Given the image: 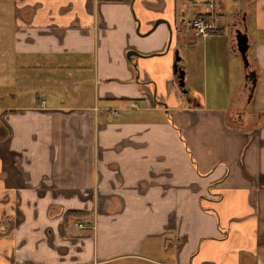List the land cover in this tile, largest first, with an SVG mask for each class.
Segmentation results:
<instances>
[{"label": "crops", "instance_id": "crops-1", "mask_svg": "<svg viewBox=\"0 0 264 264\" xmlns=\"http://www.w3.org/2000/svg\"><path fill=\"white\" fill-rule=\"evenodd\" d=\"M208 1L0 0V264H264V0Z\"/></svg>", "mask_w": 264, "mask_h": 264}, {"label": "built area", "instance_id": "built-area-1", "mask_svg": "<svg viewBox=\"0 0 264 264\" xmlns=\"http://www.w3.org/2000/svg\"><path fill=\"white\" fill-rule=\"evenodd\" d=\"M213 1H208L207 2V7L212 10L213 9ZM212 14V13H211ZM209 16L207 13L206 14H194L193 16H191L190 18L187 19L186 21V26L188 27V29L192 32V34L194 35V37L197 38H202L205 37L206 35L209 34V29H212L214 26L211 22V17L209 16V18L207 17ZM130 106H135V102H131L129 104ZM129 105L125 104L122 107H129ZM112 113H116L117 112V108H112L111 109Z\"/></svg>", "mask_w": 264, "mask_h": 264}, {"label": "water", "instance_id": "water-1", "mask_svg": "<svg viewBox=\"0 0 264 264\" xmlns=\"http://www.w3.org/2000/svg\"><path fill=\"white\" fill-rule=\"evenodd\" d=\"M235 41H236V46H237V50L239 52V55L241 57L242 63L243 65L246 67L247 66V58H246V47H247V42H246V34L242 31H240L239 29H235ZM129 52H127L128 54ZM178 55L176 53L175 55V60L178 59ZM173 69L174 71H176V75H177V81L179 84H182V69L179 68L176 63H173ZM246 78H249L251 85H250V90L253 87L254 81H255V72L252 69H248L245 75Z\"/></svg>", "mask_w": 264, "mask_h": 264}, {"label": "rangeland", "instance_id": "rangeland-1", "mask_svg": "<svg viewBox=\"0 0 264 264\" xmlns=\"http://www.w3.org/2000/svg\"><path fill=\"white\" fill-rule=\"evenodd\" d=\"M183 82V80H182ZM264 103V97H262L261 99H257L254 100V101H251V103L249 104L250 108L253 107V106H257V107H261V104ZM121 111H119L118 113H120ZM172 113V112H171ZM112 120H115L116 117L115 116H112L111 117Z\"/></svg>", "mask_w": 264, "mask_h": 264}, {"label": "flooded vegetation", "instance_id": "flooded-vegetation-1", "mask_svg": "<svg viewBox=\"0 0 264 264\" xmlns=\"http://www.w3.org/2000/svg\"><path fill=\"white\" fill-rule=\"evenodd\" d=\"M122 106H124V105H121V106H118V107H112V108H117V112L116 113H112V111H111L112 108H109V110H110L111 114L116 115L119 111H121L123 109H126V108H130V107H122ZM132 107H136V105L132 106ZM92 108H93V110H95V109H97V106L93 105ZM78 225H80V223Z\"/></svg>", "mask_w": 264, "mask_h": 264}, {"label": "trees", "instance_id": "trees-1", "mask_svg": "<svg viewBox=\"0 0 264 264\" xmlns=\"http://www.w3.org/2000/svg\"><path fill=\"white\" fill-rule=\"evenodd\" d=\"M67 213V212H66Z\"/></svg>", "mask_w": 264, "mask_h": 264}]
</instances>
